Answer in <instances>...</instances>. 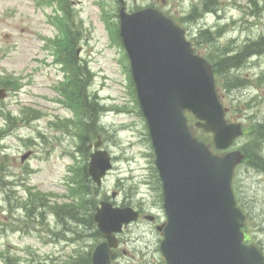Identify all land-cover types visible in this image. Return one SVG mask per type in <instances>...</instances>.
<instances>
[{
	"label": "rangeland",
	"instance_id": "1",
	"mask_svg": "<svg viewBox=\"0 0 264 264\" xmlns=\"http://www.w3.org/2000/svg\"><path fill=\"white\" fill-rule=\"evenodd\" d=\"M53 1L57 0H0V88L6 82L12 88L4 89V97L0 98V264H6V256L16 264H73L77 251L87 253L94 243L85 233L58 235L65 228L57 224L51 209L40 222L29 219L25 208L18 203L19 199L28 198V187L50 192L52 204L57 203L56 199L69 200L64 197L66 193L72 194L66 186L69 170L83 159V144L74 133V126L68 127L69 130L55 127V122L73 117L74 113L66 106L68 102L63 103L61 84L67 77L60 58L54 55V41L61 39L62 29L57 22L63 19L65 23L67 19L69 24L71 18H64L63 10ZM68 1L72 8L70 15L79 29L78 56L86 62L83 69L87 68L93 75L89 96L94 102L97 92L110 108L101 118L105 124L102 137L113 155L114 167L98 197L102 199L105 193L117 192L115 203L142 206L148 214H159L161 222L165 213L153 167L149 130L135 100L125 49L113 40L114 34L107 23L110 17L113 23H119L118 0ZM218 1L217 11L205 12L193 22H182L179 18L194 5L204 9V0H127L126 7L131 11L153 6L171 15L187 29L197 52L204 57L212 53L223 55L224 46L236 49L264 33V0ZM203 25L216 33L215 40L210 42L200 37ZM244 63L240 69L217 76L216 82L223 103L229 107L228 118L242 120L247 126L258 119L264 120V84L260 87L252 84L264 72V54ZM227 74L245 76L244 83L252 86L228 89ZM16 84L20 87H15ZM35 109L42 112L40 117L32 113ZM8 113L15 120L12 124L9 119L11 128L5 131ZM194 131L200 133L196 128ZM208 136L210 143L211 135ZM246 139L243 135L238 139L239 144ZM254 143L255 151L264 156V140L256 139ZM29 151L32 155L22 162L21 156ZM258 161L263 162L259 169L247 160L238 165L233 186L249 213L247 234L251 241L258 239L256 242L264 249V159ZM8 196L12 197L11 204ZM70 226L77 228L74 222ZM161 238L155 225L142 219L124 233L122 255L115 264H162ZM124 248L127 254L123 253Z\"/></svg>",
	"mask_w": 264,
	"mask_h": 264
},
{
	"label": "water",
	"instance_id": "2",
	"mask_svg": "<svg viewBox=\"0 0 264 264\" xmlns=\"http://www.w3.org/2000/svg\"><path fill=\"white\" fill-rule=\"evenodd\" d=\"M120 35L162 178L167 221L159 229L166 264H264L258 247L243 242L246 217L232 190L243 154L213 153L187 124L185 110L199 119L198 127L213 132L218 149L242 134L240 123L225 118L211 64L194 53L184 28L153 7L128 13L123 6ZM111 167L106 150L91 154L89 171L97 183ZM138 214L129 206L101 203L95 221L106 240L94 250L92 264H111L118 244L114 233Z\"/></svg>",
	"mask_w": 264,
	"mask_h": 264
},
{
	"label": "trees",
	"instance_id": "3",
	"mask_svg": "<svg viewBox=\"0 0 264 264\" xmlns=\"http://www.w3.org/2000/svg\"><path fill=\"white\" fill-rule=\"evenodd\" d=\"M218 0H204V9L198 6L193 7L189 13L182 17V19H191L196 21L203 16L206 11H217ZM201 9V10H200ZM113 18L110 17L108 21V27L114 34L113 40L121 43L118 23H113ZM116 21V20H114ZM117 22V21H116ZM73 30V32H72ZM68 32L72 34V38L69 39V43L64 47L62 51V59L66 63V67L70 73V88L67 95L70 96L71 105L79 113V122L76 124L80 131V138L83 144L89 138L95 137L99 134L101 129L103 130L104 125L100 123V114L105 109V106L100 102L101 100L94 94V102L90 98L88 93V85L91 83L92 75L89 74V70L83 69L84 64L79 62L77 58V34L79 29L77 26L69 25ZM75 33V35L73 34ZM215 32L210 31V29H202L201 36L207 41L215 40ZM216 34V33H215ZM264 53V35L256 40H251L250 42L244 44L238 52L233 53V55H226L225 57H220L219 59H214V66L218 72H223L226 70L231 71L234 68L240 67L252 54H263ZM228 71V72H229ZM227 82L226 86L228 88H242L245 85L244 77H234L230 78L226 76ZM262 76L258 78V82L261 83ZM28 118V117H27ZM26 118V119H27ZM14 122V120H13ZM248 136L250 142L253 143L247 146L246 156L249 161L256 163L257 166H263L262 161L264 157L259 154L256 150V144L254 143L256 139L259 141L264 140V121L258 119L257 121L251 122ZM252 145V146H251ZM87 156V155H86ZM98 187L89 178L87 172V163L84 162L78 169L76 174V180L73 182L71 187V201L65 202L62 205L58 203L52 204L48 199V195L33 190V188L28 187L29 195L26 200L19 199V204L25 208L26 215L31 220L42 222L46 216L45 212L51 209L53 214L57 217V222L59 225H64L65 229L71 230L72 233L77 236L84 235L87 232V237H93L95 240L99 239L101 236L100 231L96 227L94 221V212L98 204V198H96L95 193L98 191ZM12 197L8 196V201L11 204ZM46 208H48L46 210ZM76 223L77 228H71V223ZM78 227H81L78 228ZM66 234L65 230L63 233L58 235ZM67 235V234H66ZM6 264H16L9 256H6ZM73 264H91V251L90 252H78L75 255Z\"/></svg>",
	"mask_w": 264,
	"mask_h": 264
}]
</instances>
